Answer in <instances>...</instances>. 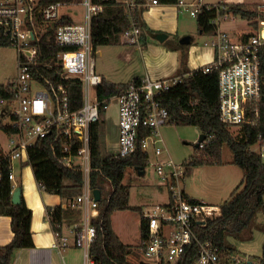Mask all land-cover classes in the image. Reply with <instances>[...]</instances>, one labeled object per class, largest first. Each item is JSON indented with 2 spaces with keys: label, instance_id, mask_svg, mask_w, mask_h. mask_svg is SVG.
<instances>
[{
  "label": "built area",
  "instance_id": "2783aa9c",
  "mask_svg": "<svg viewBox=\"0 0 264 264\" xmlns=\"http://www.w3.org/2000/svg\"><path fill=\"white\" fill-rule=\"evenodd\" d=\"M125 2L129 9L134 8L133 0ZM158 3L147 0L146 6ZM177 5L194 18L205 6L202 0L192 3L179 0ZM79 9L84 11L82 18L76 16ZM102 10L103 6L94 0H0V34L18 54L17 76L0 85V130L9 138L5 155L11 160L10 180H15L13 162H28L29 149L39 140L53 136L60 142L62 163L84 174L83 193L68 202L66 208H82L87 215L71 226L72 239L64 234L56 236L53 248L58 251L69 247L81 249L82 264H99L91 254L97 238L92 219L100 213L99 201L90 185L92 127L100 120L102 104L105 103L107 112L108 106L116 102L118 148L111 153L115 157H125L141 148L147 153V166L153 167L172 193L168 205H154L143 214L148 222L149 237L143 249L147 261L142 264L176 263L193 242L200 245V254L194 264H251L247 258L236 255L225 257L211 242H199L195 224H204L208 218L220 215L221 206L190 201L181 186L185 167L176 164L170 156H163L166 146L161 130L169 125L170 114L160 97L181 78L146 77L140 82L130 81L125 89L104 102L98 100L96 88L104 82V77L96 71L92 19ZM231 16H217L214 20L217 30L210 34V45L216 56L199 69L205 73L219 70L221 119L231 128L239 129L258 124L263 114L260 102L264 90V19L259 20L254 34L233 40L220 28L222 21ZM69 18L72 23L68 22ZM132 23L124 36L129 43L140 44L141 30L134 20ZM45 35H52L56 45L67 48L57 56L64 75L82 80L84 101L78 110L70 109L66 85L49 89L36 77L35 70L42 66L40 42ZM45 81L50 83L48 79ZM208 142L209 139L199 142V147L203 148ZM254 145L258 150L253 149ZM254 145L249 150L264 158V131L259 132ZM39 187L44 190V186ZM95 210L97 213L93 215Z\"/></svg>",
  "mask_w": 264,
  "mask_h": 264
},
{
  "label": "trees",
  "instance_id": "16d2710c",
  "mask_svg": "<svg viewBox=\"0 0 264 264\" xmlns=\"http://www.w3.org/2000/svg\"><path fill=\"white\" fill-rule=\"evenodd\" d=\"M61 1V0H48ZM103 6L102 12L92 19V36L95 51L106 45H117L126 31L132 28V20L141 30V43L145 44L144 30L150 29L143 20V14L148 9L147 0H133L134 8L129 9L126 2L117 0H94ZM160 4H177L179 0H157ZM210 6V8H207ZM258 3L224 2L214 5H205L196 18L200 33L213 34L217 30L214 20L217 16L231 14L247 20L256 30L259 20L264 19V11ZM218 8H220L218 12ZM69 23L73 20L69 18ZM10 45L9 41L0 34V46ZM186 45L178 43L181 80L162 94V104L170 114V124L188 125L197 127L206 137L200 141L209 142L203 148L197 145L194 155L185 162L186 173L192 166L203 164H222V150L228 146L233 153L232 163L243 171L240 185L234 189L230 198L221 205V214L208 218L204 224L196 223L195 233L199 242H211L218 247L223 255L230 258L236 255V247L229 241L234 237L238 241L249 240L257 214L264 210V158L251 152L249 148L257 142L259 132L264 131V90L260 102L263 112L262 118L256 125H244L235 134L231 127L221 119L219 98V70L209 73L197 68L194 71L187 69ZM42 50L40 62L35 70L36 77L44 82L49 89L66 85L68 88L69 104L72 111L83 105V84L78 77H67L58 63V54L66 47L56 45L52 35H45L40 42ZM263 54V50H262ZM262 72L264 75V56H262ZM48 79L50 83H47ZM142 81V78L132 80ZM52 84V85H50ZM129 84H116L104 79L96 88L98 100L105 99L119 93ZM105 103L100 110V120L92 127V160L90 185L93 190L100 189L102 199L99 202L100 213L92 219L97 229V238L92 246L91 254L99 264H133L129 255L134 247L125 244L113 227V215L117 211L133 210L141 212V208L130 204L129 184L124 183L127 170H144L147 166V153L139 148L135 153L125 157H115L108 151L105 134ZM8 129V128H6ZM63 153L60 142L53 136L39 140L29 149V161L35 178L44 190L58 194L64 201L70 202L83 193L84 174L80 169L65 166L61 159ZM11 160L0 147V216H9L12 219L14 231L10 243L0 246V260L11 264L17 249L33 248V232L31 228L32 210L23 196L21 201L13 203V182L9 178ZM170 191V200H172ZM185 196L192 202L199 200ZM49 219L57 237L64 234L65 222L71 216L70 208L62 205L49 207ZM141 243L144 249L148 242V222L141 219ZM200 254V245L193 242L185 249L184 254L175 264H194ZM251 264L253 261L245 256ZM165 264V263H163ZM257 264H264V245L262 254L257 258Z\"/></svg>",
  "mask_w": 264,
  "mask_h": 264
},
{
  "label": "rangeland",
  "instance_id": "374dc122",
  "mask_svg": "<svg viewBox=\"0 0 264 264\" xmlns=\"http://www.w3.org/2000/svg\"><path fill=\"white\" fill-rule=\"evenodd\" d=\"M125 2L126 0H117ZM230 0H204L210 4L224 3ZM260 4V3H258ZM84 11L76 10V16L82 18ZM182 29L178 32V25L170 34L162 33L157 30H144V35L147 38V45L151 44L155 47L163 45V49L179 51L176 47L182 37H192L193 41L186 45V53L190 48L204 50L203 58L197 59L196 63L209 61L208 55H211V50L206 49L205 42L211 40L210 34L200 33L197 27L196 18L189 13L183 12L180 14ZM144 20V18H143ZM220 28L229 33L233 40H238L246 33L254 34L258 29H254L251 24L240 18L239 16H231L227 20H223ZM163 36V40L161 39ZM168 39H164V37ZM178 38L180 40H178ZM135 44L122 41L117 45H106L100 47L94 57L96 70L106 76L107 80L114 83H128L136 75H143L145 71V62L141 58L140 51ZM127 50L128 57L123 56L122 52ZM130 50H132L130 52ZM180 52V51H179ZM179 54V53H178ZM18 74V54L17 50L11 46H0V85L6 84L13 80ZM118 118V110L116 102H112L105 114V134L106 146H108L107 135L112 130H115ZM236 134L239 129L231 128ZM162 136L166 146L163 156H170L172 160L185 167V162L189 161L191 156L197 151L196 147L201 141L202 133L194 126L170 124L162 128ZM8 135L0 130V147L5 151L9 149ZM114 149V148H111ZM253 149L258 150L257 145ZM233 153L228 146H224L222 150V164H203L200 166H192L185 174L181 183L186 194L199 201H205L210 204L221 206L230 198L231 193L236 189L243 178V171L238 166L232 163ZM17 162V161H16ZM18 180H14L16 183ZM125 184L131 185V202L135 205L149 204L162 201L163 194L170 192V186L163 182V179L153 172V167L146 166L144 175H139L135 169H129L126 172ZM163 184V185H162ZM161 194V195H159ZM165 199V198H163ZM113 227L116 230L123 231L124 240L129 243L139 242L138 221L139 214L136 211L125 210L117 211L113 215ZM253 232L249 240L238 241L234 237H230L229 241L237 249L236 256L245 259L248 256L254 264H257V258L262 254L264 245V210L260 211L254 221V226L251 229ZM119 231V230H118ZM138 247V246H136ZM135 256H131L129 261L133 264H140L141 261H147L141 250L137 249ZM68 263L80 264L82 259L81 252L78 258H66ZM57 264V257L54 258ZM175 264V263H171Z\"/></svg>",
  "mask_w": 264,
  "mask_h": 264
},
{
  "label": "crops",
  "instance_id": "0c3cea01",
  "mask_svg": "<svg viewBox=\"0 0 264 264\" xmlns=\"http://www.w3.org/2000/svg\"><path fill=\"white\" fill-rule=\"evenodd\" d=\"M185 2L192 3L196 0H184ZM205 5H214L207 2H204ZM227 2H235V3H260V9L264 11V0H230ZM222 3V2H221ZM218 4V3H217ZM184 11L177 4H156V5H149L148 9L144 12L143 18L144 22L147 26L153 30H157L160 32H164L166 34H170L176 28V22L178 25V32L182 29V24L180 21V14ZM251 33V32H250ZM250 33H246L241 36L239 39H245ZM188 37V36H187ZM163 38V37H162ZM168 39V37H164V39ZM182 38H185L184 36ZM181 39V38H180ZM178 38V40H180ZM212 39V36H211ZM128 42L127 38L123 35L121 38L122 41ZM163 40V39H162ZM193 38L191 37V42ZM147 38L145 44L140 43L136 44L139 48L141 58L145 62V71L143 75H136L132 80L136 78H146L149 77L151 79H168V78H175L179 77L180 74V64H179V51L175 50H167L163 49V45L159 47H155L149 44L147 45ZM211 40L205 42L204 46L206 49L211 50V55H208L209 61L205 64L203 63H196L197 59H202L204 56V50L190 48L187 57V69L189 71H194L197 68H200L208 63H211L215 59V51L210 45ZM129 43V42H128ZM180 43V42H178ZM135 45V44H134ZM136 47V48H137ZM177 48V47H176ZM132 50H130L131 52ZM123 56L128 57L129 53L127 50L122 52ZM129 58V57H128ZM97 71V70H96ZM99 73V72H98ZM104 79L107 80L106 76L100 73ZM131 80V81H132ZM108 81V80H107ZM114 83V82H113ZM122 84V83H116ZM168 126V125H167ZM166 127V126H165ZM118 118L115 130L107 135V142L108 146L107 149L109 152H114L118 148ZM164 142V140H163ZM165 144V143H164ZM114 148V149H111ZM14 174L15 180H18L16 183L13 182V191L19 188V185L23 186V196L27 203V205L31 208L33 216H32V223L31 228L33 232V240L35 246L33 248H23L17 249L13 255L11 264H55V256L57 257V264H69L66 258H78V254L81 252L83 258V252L81 249L75 247H69L67 249H63L58 251L57 249L53 248V244L56 240V234L53 231L49 215H48V208L54 207L58 205H62L66 208V204L68 201H64L60 195L50 193L47 190H43L39 187V183L37 182L34 171L31 165L26 164L23 161H14ZM139 175H144V170H135ZM154 172V171H153ZM130 185V184H129ZM163 185V184H162ZM131 186V185H130ZM185 191V190H184ZM186 193V192H185ZM161 195V194H159ZM165 198V199H163ZM162 201L155 203L154 205H161L166 206L170 202V192L163 194ZM205 202V201H202ZM208 203V202H206ZM130 204L132 206H137L131 202V188H130ZM210 204V203H209ZM154 205L142 204L138 205L137 207L141 208V212L139 214V221H138V233H139V242L137 243H129L124 240V235H122L123 231L120 229L116 230L115 226L114 229L118 234L119 238L128 245L134 247V251L131 256H135L137 249L141 250L142 255H144L143 248L140 247L141 243V219L143 214ZM72 214L70 217L66 219L65 228H64V235L69 236L71 239L73 237V233L71 232V226L80 223L87 215V212L82 208L79 209H72ZM132 211V210H131ZM137 212V211H136ZM97 211H92L93 215H96ZM114 217V216H113ZM144 218V217H143ZM113 219V218H112ZM14 231L12 228V219L9 216H0V246H4L10 243L13 239ZM83 260L81 259L82 264ZM144 263L141 261L140 264ZM73 264V263H70Z\"/></svg>",
  "mask_w": 264,
  "mask_h": 264
},
{
  "label": "water",
  "instance_id": "95a60500",
  "mask_svg": "<svg viewBox=\"0 0 264 264\" xmlns=\"http://www.w3.org/2000/svg\"><path fill=\"white\" fill-rule=\"evenodd\" d=\"M161 39H163V38H161ZM180 43L181 44H185V45L190 44L191 43V37L188 36V37L182 38L180 40ZM205 137H206V135L205 134H202L201 141ZM93 193H94L95 199L100 202L101 199H102L101 190L100 189H95L93 191ZM21 194H22V191H21L20 188H17V189H15L13 191V194H12V201H13V203H19L21 201ZM0 264H5V263L2 260H0Z\"/></svg>",
  "mask_w": 264,
  "mask_h": 264
}]
</instances>
